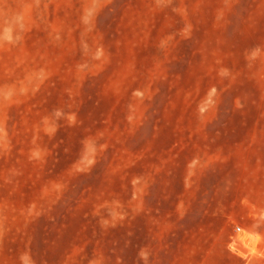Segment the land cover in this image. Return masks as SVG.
Instances as JSON below:
<instances>
[{
    "label": "rangeland",
    "instance_id": "374dc122",
    "mask_svg": "<svg viewBox=\"0 0 264 264\" xmlns=\"http://www.w3.org/2000/svg\"><path fill=\"white\" fill-rule=\"evenodd\" d=\"M253 222L264 0H0V264H202Z\"/></svg>",
    "mask_w": 264,
    "mask_h": 264
},
{
    "label": "crops",
    "instance_id": "0c3cea01",
    "mask_svg": "<svg viewBox=\"0 0 264 264\" xmlns=\"http://www.w3.org/2000/svg\"><path fill=\"white\" fill-rule=\"evenodd\" d=\"M208 260L202 264H264V235L254 234V222L241 239L227 231L224 240L208 248Z\"/></svg>",
    "mask_w": 264,
    "mask_h": 264
},
{
    "label": "built area",
    "instance_id": "2783aa9c",
    "mask_svg": "<svg viewBox=\"0 0 264 264\" xmlns=\"http://www.w3.org/2000/svg\"><path fill=\"white\" fill-rule=\"evenodd\" d=\"M237 231H239L240 229L239 228H236Z\"/></svg>",
    "mask_w": 264,
    "mask_h": 264
}]
</instances>
